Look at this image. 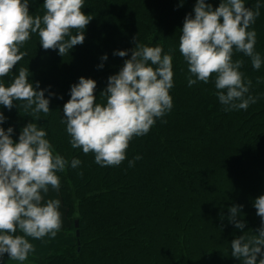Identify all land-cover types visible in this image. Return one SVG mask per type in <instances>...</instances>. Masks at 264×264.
<instances>
[{"label":"trees","instance_id":"1","mask_svg":"<svg viewBox=\"0 0 264 264\" xmlns=\"http://www.w3.org/2000/svg\"><path fill=\"white\" fill-rule=\"evenodd\" d=\"M215 9L221 0H205ZM258 0H244L254 9ZM260 16L249 30L257 33L256 51L264 59V0ZM44 0H29V12L43 15ZM196 0H84L82 11L93 19L85 41L61 57L45 51L37 34L21 48L27 55L8 76L9 84L20 67H28L30 82L54 93L50 112L36 121L47 132L55 152L78 168L58 172L60 198L75 232V243L64 246L35 264H241L231 256L230 244L242 235L229 223V209L243 205L244 231L258 229L254 200L264 195V63L253 69L243 53L242 71L259 97L247 110L225 111L214 85L197 82L188 87V65L179 51V37L186 15H194ZM147 46H161L173 56V107L157 119L150 131L134 137L127 158L119 166L102 167L94 154L73 149L63 120V105L70 87L80 77L97 82L98 103L108 77L117 74L128 56L113 55L134 48V37ZM107 54L108 59L101 57ZM103 63V68L98 67ZM261 78L257 85L256 78ZM195 79V77H193ZM50 86V87H49ZM62 97V99L60 98ZM16 102H14L15 104ZM19 103V102H18ZM2 126L13 127L18 141L31 116L18 107L8 110ZM140 156L134 166L129 161ZM83 175H80V173ZM80 236H76L75 221ZM259 259V258H258Z\"/></svg>","mask_w":264,"mask_h":264},{"label":"clouds","instance_id":"2","mask_svg":"<svg viewBox=\"0 0 264 264\" xmlns=\"http://www.w3.org/2000/svg\"><path fill=\"white\" fill-rule=\"evenodd\" d=\"M261 6L259 0L254 9L246 7L244 0H221L213 9L205 0H196L194 15L184 18L179 51L188 65V87L197 82L208 84L214 77L215 94L225 111L247 110L259 99L250 94L252 80L240 71L244 60H233V56L243 53L255 70L264 63L255 47L257 33L249 30L260 16ZM83 8L84 0H44L43 15L33 16L29 0H0V78L13 72L27 55L21 48L32 34L38 35L45 51L58 50L61 57L82 45L93 19ZM133 39L134 48L113 53L123 58L130 51L131 56L117 74L108 77L100 93L105 103L97 102V82L80 77L63 105L61 122L66 125L71 147L82 149L85 155L94 154L95 163L102 167L122 164L132 139L146 135L173 107L172 50L163 54L161 46L144 45L138 36ZM107 59V54L101 57L102 61ZM98 67L103 68V63ZM29 77V68L20 67L9 84L0 80V105L8 110L18 107L31 116L18 141L12 138L13 127L5 130L0 126V260L7 254L9 261L21 264L36 250L29 238H55L62 228L61 201L45 197L50 189L59 191L58 172H65L69 163L73 169L82 163L78 158L69 162L55 152L47 132L38 126L40 114L51 111L54 93L49 92L46 98L47 89H41L38 81L34 86ZM261 82L257 77V85ZM6 119L0 112V125ZM140 158L130 160L129 167ZM254 207L261 225L246 232L243 205L229 209V223L243 233L231 241L230 254L241 264H264V195L254 200Z\"/></svg>","mask_w":264,"mask_h":264},{"label":"crops","instance_id":"3","mask_svg":"<svg viewBox=\"0 0 264 264\" xmlns=\"http://www.w3.org/2000/svg\"><path fill=\"white\" fill-rule=\"evenodd\" d=\"M45 199H59L61 201L60 212L62 213V228L55 238L45 237L43 240H33L29 238V242L34 245L36 250L34 253H30L28 260L22 262V264H35L33 261L34 258H46L58 249L64 246L74 245L75 243V232L72 228V222L68 218L67 209L62 203L59 191L57 192L50 189ZM0 264H21V262L9 261V257L5 254L3 259L0 260Z\"/></svg>","mask_w":264,"mask_h":264},{"label":"water","instance_id":"4","mask_svg":"<svg viewBox=\"0 0 264 264\" xmlns=\"http://www.w3.org/2000/svg\"><path fill=\"white\" fill-rule=\"evenodd\" d=\"M75 227H76V236L79 237L80 236V230H79V221L78 220L75 221Z\"/></svg>","mask_w":264,"mask_h":264}]
</instances>
